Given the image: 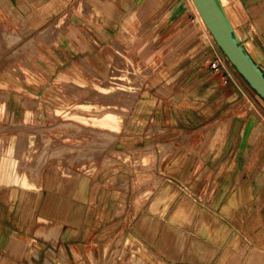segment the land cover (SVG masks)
<instances>
[{"label":"crops","instance_id":"0c3cea01","mask_svg":"<svg viewBox=\"0 0 264 264\" xmlns=\"http://www.w3.org/2000/svg\"><path fill=\"white\" fill-rule=\"evenodd\" d=\"M221 2L264 71V0ZM193 6L0 0V264H264V100ZM117 60L148 67L151 78L139 81L125 128L114 132L124 144L119 159L108 150L85 180L64 160L74 148L47 135V123L66 110L58 96L71 105L81 98L71 97L80 89L72 71L82 70L95 94ZM55 140L62 145L50 148ZM43 158L39 186L20 185L17 176ZM102 176L119 189V207L133 208L125 230L88 221L98 219L88 209L101 200L89 203L88 192H98Z\"/></svg>","mask_w":264,"mask_h":264},{"label":"rangeland","instance_id":"374dc122","mask_svg":"<svg viewBox=\"0 0 264 264\" xmlns=\"http://www.w3.org/2000/svg\"><path fill=\"white\" fill-rule=\"evenodd\" d=\"M116 65L119 67V69H114V67L112 69H109V73L111 74L113 79L106 81L105 84L104 81L99 84L96 83L97 93H92L90 95L88 92L89 83L86 79V76H84L85 73L82 70H80L79 72L75 70L72 71L73 74L78 76V79L74 80L73 83L78 85V88L80 89H76L75 91L72 89V86H67L68 84L65 85V88L72 89V93L74 94L71 97L73 99L77 97L81 98L79 100H76V102L71 105L66 99L58 96L60 101L65 102L66 110L60 113V116L54 115L50 119L49 123H47V127L50 131L47 135L51 136L53 135V133L58 132V136H62V144L75 149L69 151L66 150L64 160L66 157L71 158L68 160L69 162L74 160V165H76V167L79 169L77 173L83 175V178L85 180H87L86 177L88 176V174H92L93 172H95L98 166L102 165L103 162L106 161L105 158L109 155L107 153L108 150H110V153H112L113 155L111 159L112 161H117L119 159L118 157H120V155L117 154L116 150H120V146L124 144L120 142V134L115 135L116 139L113 138L114 132L121 133V131L125 128V114H127L128 108L133 103L135 90L139 81H141V79H147L152 74V70L148 69V67L144 70H141L128 62L122 63L120 60H117ZM105 71H103L102 73L105 74ZM127 74H129L130 76L132 75V77L129 76V79ZM134 75H136L138 78H133ZM132 78L133 82L129 81L132 80ZM71 82L72 81H70V83ZM81 89H83V91ZM107 89H109V91ZM99 91H104L106 93L105 95H100L98 93ZM107 112L112 113L115 117L117 116L114 125H104L102 122L95 119V115H101ZM82 113L86 115L82 116ZM79 114H81L80 116L82 117H78L77 115ZM59 122H63L65 124L67 123L66 125H64V127H62V131L55 130V126ZM60 131L61 134L59 133ZM104 133H108L106 136H109L112 140L108 141L104 139ZM58 141L59 140H55L50 145V148L61 146L62 144L59 145V143H57ZM75 143H79L80 145L74 146ZM35 146L36 151H42V147L39 142ZM79 148L83 149L80 151L76 150ZM49 155L50 157H53L54 155H56V152H52ZM124 159L126 160L127 157H124ZM46 160L47 158L41 159L39 164L40 167L38 166L37 168L41 169V167L46 163ZM128 163L130 165H134L132 166V168H135L138 162H136V160H131ZM37 168L33 169V167H31L29 168L30 170L22 172L17 176V182L22 186L27 185V183L30 182V176L28 175H31L33 172L38 170ZM27 171L28 173L30 171L31 174H28ZM106 178L107 177L104 176L101 177V184L97 193H95L93 190H89L88 192L89 203L93 204L94 200H96L97 202L99 199L101 200L100 206H98V204L96 207H89L88 209V216H97L98 219L93 220L92 218H89L88 221L91 220V222L95 223V226H97V223L101 221L100 225L97 226L99 227V231H103L104 222H109L106 231L116 233L122 228L125 230V219L129 220L132 217L133 208L121 209L119 207V202L117 199L120 198V191L119 189L109 190L108 187L105 186ZM117 179L118 182L116 183V185H119V178ZM28 186L32 188L36 187V185L32 182L31 185L28 184ZM132 188H135L134 182ZM107 200H109L108 204H106ZM50 227H52V225L49 223V228ZM125 243V246L131 247L130 241H125Z\"/></svg>","mask_w":264,"mask_h":264},{"label":"water","instance_id":"95a60500","mask_svg":"<svg viewBox=\"0 0 264 264\" xmlns=\"http://www.w3.org/2000/svg\"><path fill=\"white\" fill-rule=\"evenodd\" d=\"M193 2L220 51L248 86L264 100V71L241 42L221 0Z\"/></svg>","mask_w":264,"mask_h":264},{"label":"bare ground","instance_id":"6f19581e","mask_svg":"<svg viewBox=\"0 0 264 264\" xmlns=\"http://www.w3.org/2000/svg\"><path fill=\"white\" fill-rule=\"evenodd\" d=\"M192 3H193V5H194V8H195V10L197 11V13H198V15H199V17H200V19H201V21L204 23V21H203V19H202V17H201V15L199 14V12H198V10H197V8H196V6H195V3L193 2V0H192ZM205 24V23H204ZM129 68V67H128ZM128 75V77L130 76L129 74H127ZM130 77H132V75L130 76ZM130 77H129V79H130ZM129 81H132L133 82V78H132V80H129ZM135 81H137V80H135ZM136 83V82H135ZM134 84V83H133ZM132 84V85H133ZM130 85H131V82H130ZM154 101V100H153ZM78 114V113H77ZM83 115L82 116H84V115H86V114H84V113H82ZM81 114H79V115H77L78 117L80 116ZM87 115H89V114H87ZM82 116H80V117H82ZM117 117V116H116ZM116 117L112 114V113H109V112H107V113H104V114H101V115H95V119H97V120H99L100 122H102L104 125H114L115 124V122H116ZM92 118V117H91ZM93 119V118H92ZM91 119V120H92ZM119 122V121H118ZM40 167V166H39ZM38 169V168H37ZM25 171V170H24ZM18 172V171H17ZM41 169H38V170H36L35 172H33L32 174L30 173V171H29V173L31 174V175H28V176H30L29 178H30V181L33 183V184H35V185H38L39 186V184H40V182H41ZM14 173H16V172H14ZM27 173H28V171H27ZM28 173V174H29ZM27 176V175H26ZM20 177V176H19ZM18 177V178H19ZM25 187V186H24ZM37 187V186H36ZM17 190V189H16ZM32 190V189H31ZM53 210H54V208H53ZM38 232H39V230H38ZM41 232V231H40ZM39 232V233H40ZM44 233V232H43ZM49 232H47L46 234H42L41 233V235H42V237H43V235H44V237L48 234ZM50 234V233H49ZM48 234V236H50ZM38 237H39V235H38ZM43 237V238H44ZM49 238V237H48ZM46 239V238H45ZM52 241V240H51ZM36 248V247H35ZM37 249H40V248H37ZM35 251H37L36 249H35ZM36 256V255H35Z\"/></svg>","mask_w":264,"mask_h":264},{"label":"built area","instance_id":"2783aa9c","mask_svg":"<svg viewBox=\"0 0 264 264\" xmlns=\"http://www.w3.org/2000/svg\"><path fill=\"white\" fill-rule=\"evenodd\" d=\"M210 65H211L212 68H218L219 67V64L217 63V61L211 62Z\"/></svg>","mask_w":264,"mask_h":264}]
</instances>
